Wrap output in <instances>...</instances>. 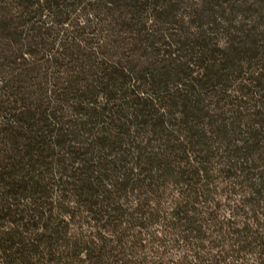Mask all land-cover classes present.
Listing matches in <instances>:
<instances>
[{
    "label": "trees",
    "instance_id": "16d2710c",
    "mask_svg": "<svg viewBox=\"0 0 264 264\" xmlns=\"http://www.w3.org/2000/svg\"><path fill=\"white\" fill-rule=\"evenodd\" d=\"M185 1L0 0V264H264V0Z\"/></svg>",
    "mask_w": 264,
    "mask_h": 264
},
{
    "label": "rangeland",
    "instance_id": "374dc122",
    "mask_svg": "<svg viewBox=\"0 0 264 264\" xmlns=\"http://www.w3.org/2000/svg\"><path fill=\"white\" fill-rule=\"evenodd\" d=\"M200 0H187L185 1L187 5H198ZM221 42L223 40H220ZM233 181H235L233 178H225L223 175L220 176L216 182V184L218 185V190H217V197L218 199L221 200V203L223 204L221 207L220 212L224 215L228 216V212H226L227 207L225 208L226 205L231 204L234 202V199L240 197V195L236 194V191H240V186H239V182L235 181L234 183L236 184V186L234 187ZM237 182V183H236ZM177 189L176 186L174 185H170L168 184L166 186V190H165V195L162 197L161 201V205L163 206L162 209L167 210L168 209V205L171 201L172 198H176L177 197ZM86 227L83 226V229H85ZM136 231H138V227L135 228ZM149 231H152L155 235H157L158 237L161 238H165L166 241V248L164 249V256L162 259V262L164 261V263L168 264L171 262H176L178 261L180 258H182L184 255H189L190 254V250H189V246H187L185 244V242H180L179 243V247L178 245H176L174 242H172L173 239V235L171 232V229L169 227L165 228V226L160 227L159 225H151L150 227H148ZM164 230V231H163ZM142 235H144V230L142 231ZM161 250H163V247H161ZM159 262H157L158 264ZM161 264V263H159Z\"/></svg>",
    "mask_w": 264,
    "mask_h": 264
}]
</instances>
